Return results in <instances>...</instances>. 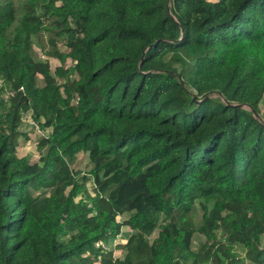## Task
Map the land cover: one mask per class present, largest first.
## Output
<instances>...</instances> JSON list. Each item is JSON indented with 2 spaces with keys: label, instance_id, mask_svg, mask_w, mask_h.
<instances>
[{
  "label": "trees",
  "instance_id": "obj_1",
  "mask_svg": "<svg viewBox=\"0 0 264 264\" xmlns=\"http://www.w3.org/2000/svg\"><path fill=\"white\" fill-rule=\"evenodd\" d=\"M0 79V264H264V0H0Z\"/></svg>",
  "mask_w": 264,
  "mask_h": 264
},
{
  "label": "rangeland",
  "instance_id": "obj_2",
  "mask_svg": "<svg viewBox=\"0 0 264 264\" xmlns=\"http://www.w3.org/2000/svg\"><path fill=\"white\" fill-rule=\"evenodd\" d=\"M50 36L51 34L45 31L42 35H39L37 38H34L33 54H34L35 60H41L44 62L45 61L48 62L50 64V69L54 72L56 68L58 67L59 62L56 58L49 57V52L54 49V46L57 47V49L60 51H65V47L63 45L64 38H61L60 40H55L54 46H53L50 42ZM0 93H1V90H0ZM260 112L264 119V100L262 101L260 105ZM32 127L33 126L26 125L25 123H23L22 131L27 133L28 140L19 149L18 154L19 156H30V158L33 161H37L39 159L40 153L37 149L36 142L41 136H39ZM73 168H75L77 171L83 174L88 173L91 168V164H90L88 156L86 154H80L77 157V160L74 162ZM201 202L202 201L197 202V209L194 215L195 222L197 224L202 221V217H203V211H202L201 204H200ZM122 220L123 218L120 219V221ZM129 231L130 230L127 227H124L123 235L121 239H125L128 235L127 233H130ZM159 231L160 230L157 229L155 232H159ZM157 235H158L157 233L153 234L151 236V241H153L157 237ZM117 243H120V241H118ZM205 243H206V238L204 236L196 235L194 237L193 250L198 253V257H199V260L201 261V264H209V262L205 260V250L203 248V245ZM115 245L116 243H114L110 247V250L113 251L112 257L114 259H117V258L122 259L125 253L122 249H114L115 247H117ZM239 255L243 256V254L241 253H239ZM95 264H103V262H96Z\"/></svg>",
  "mask_w": 264,
  "mask_h": 264
},
{
  "label": "built area",
  "instance_id": "obj_3",
  "mask_svg": "<svg viewBox=\"0 0 264 264\" xmlns=\"http://www.w3.org/2000/svg\"><path fill=\"white\" fill-rule=\"evenodd\" d=\"M4 86H5V85H4L3 80L0 79V90H4V89H3ZM14 94H15V93H14L13 91L7 90L6 93H5V95H4V97H5V98H9V97H11V96H14ZM79 100H80V99L77 97V98H76V103H77V104H78ZM23 121H24V123H25L26 125L33 126L32 128L34 129V131H35L39 136H45V132L39 127V125H38L36 122H34V121L32 120V118H31L30 115H25L24 118H23ZM97 246H98V247H101V248H103V249H105V250H108V251L110 250V247H111V245H108V244H106V243H99V244H97Z\"/></svg>",
  "mask_w": 264,
  "mask_h": 264
},
{
  "label": "water",
  "instance_id": "obj_4",
  "mask_svg": "<svg viewBox=\"0 0 264 264\" xmlns=\"http://www.w3.org/2000/svg\"><path fill=\"white\" fill-rule=\"evenodd\" d=\"M252 111H253V113H254L255 115H257L255 110H252Z\"/></svg>",
  "mask_w": 264,
  "mask_h": 264
}]
</instances>
